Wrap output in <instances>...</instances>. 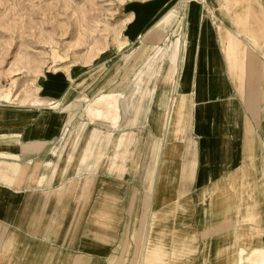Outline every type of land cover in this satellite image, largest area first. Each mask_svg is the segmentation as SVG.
Segmentation results:
<instances>
[{
  "label": "rangeland",
  "instance_id": "rangeland-1",
  "mask_svg": "<svg viewBox=\"0 0 264 264\" xmlns=\"http://www.w3.org/2000/svg\"><path fill=\"white\" fill-rule=\"evenodd\" d=\"M131 3H138V5L152 3L153 6L156 5L152 18L147 23V27H144V30L147 31L145 39L135 41L134 38L131 40L126 38L127 23L131 21L132 15V13L127 15L126 13ZM246 3L247 6H253L254 0H248V2L246 0ZM258 3L262 15L258 31L263 34L264 0H258ZM209 4L211 5L210 8H204L202 0H0V146L6 147L11 144V142H4L5 140L20 139L26 136L27 132L20 133L15 130L23 129L27 125V116L21 111L28 108H37L33 105L34 101H41L42 107L37 109H49V113L66 112L72 106V110L66 112L68 118L65 117V122L59 121L56 125L57 128L53 126L51 129L46 130L44 137L45 135L49 137L57 136L64 126L73 127L71 131L67 132L64 142L56 154L57 162L52 164L45 179L38 176L41 162L18 165L17 175L20 176L21 180L13 186L15 193H22L19 204L15 209L7 210L5 207L2 209L3 211L0 209V222L7 223V228L3 229L4 232H7V238L16 236L21 237L24 241L30 239V235L26 232L29 218L19 223L18 217L23 216L24 213L31 214V212L39 209L37 225L31 232V236L36 237L51 204L54 191L57 189L49 224L42 236L43 240H50L54 230V221L58 216L62 201L66 197L70 185L67 178L79 167L78 160L82 161L81 159H85L86 163L91 165L87 169V167H83L86 166V163L81 164V168L85 169L81 172V178L87 181L95 180V178L108 180L110 184L116 186L113 194L117 195V199L115 204L104 201L105 206L111 208L110 216L114 218L112 228L103 230L106 238L96 242L97 247H87L88 242L86 247L81 246L84 249L82 251L73 248L67 249L73 257L74 264H139L140 237L146 225L154 220L160 222L158 224L159 229H156V231L161 232L163 230L160 228L163 227L164 222L166 223L165 227H168L172 222V218L175 219L174 228L177 233L172 239L177 247L182 240L189 242L193 232L197 231L200 240L199 248L203 252L200 258L202 262L211 261L215 256L216 264H234L237 261V247L249 248L241 246L242 237H247L254 232L258 233L259 237L264 236V217H261L264 209L257 210L253 221L246 224H242L240 209L233 210V212L231 210L226 211L219 216V208L223 206L219 198V192L227 190L230 192V196L237 197L236 206L239 207L240 188L235 192L234 186L243 184L244 177H241L240 171L254 165L253 163L251 165L248 161L240 160L239 169L235 172V182L227 176H216L219 173L216 171L218 165L214 160L211 162L201 161L197 168L198 158L194 153V145L192 141H189L187 133L184 137L185 130L191 132L192 127L198 128L195 134H198L200 139V158L207 160L209 159L207 156L208 145L210 144L213 148L212 144L216 142L213 136V124H211L216 117L204 113L208 107L204 103L197 107V100L193 97L189 98L187 102L188 109H184L179 124L182 133L179 132L178 134L176 132L178 140L185 138V152L183 150L181 153L180 147L176 150L175 144H173L172 151L169 154V162H171V159L184 158L180 170L178 163L171 162L169 164L168 178L171 183L165 186L167 188L179 186V189H181L180 195L154 196L151 192L150 195L148 194V190L153 191L155 188L153 185L154 180L153 182L150 180L153 178L158 166L157 150L153 148L152 139L149 137L147 138L148 144L145 146L144 155L140 157L139 167L135 173L133 168L134 159L133 161L127 159V155L122 152L113 156L117 163L114 164V167H110L108 174H103L105 166L109 162L111 144L107 145L106 143V146L102 149L94 146L89 154L80 153L81 150L89 147L88 142L84 141L79 133L81 123L85 121L84 119L88 121L89 119L79 109L84 103L93 100L91 104H94V108L109 112L111 101L108 96L114 92L121 94L119 98V95L114 93L118 110L104 115L101 113L103 115L101 125L92 126L99 131V135L104 139H111L109 136H105L104 132L101 131L102 129L105 132L112 129L111 132H106L107 134L127 132L128 137L139 134L145 126L150 131L146 122L150 121L152 115L157 113L156 105L159 102L157 91L160 87V74L165 63V57L159 53V49L165 52V56L167 55V49L177 38L172 36L175 24L184 23L183 10L186 5V13L191 12L189 37L192 42L195 41L196 38L193 35L198 32L199 11L209 12L212 8L216 9L213 1ZM167 14L173 16L172 20L165 26L163 20L167 17ZM254 33H257V31H254ZM251 53L258 57L255 49H249L247 55H251ZM106 60H108L107 64L103 65L102 63ZM259 62H261L260 75H262L259 77L261 87L259 93H261L264 57ZM47 70L62 71L67 79L72 82L73 80L69 74L73 73L71 76L78 75L76 81L71 85V89L74 91L69 97L70 102L67 107H59L60 103L57 101L58 110L50 109L48 103L53 100H46L39 96V85H41L39 78ZM119 78L123 80L116 83ZM78 93L80 94L78 95ZM102 94L105 96L100 100H96ZM243 97V95L240 96V99L243 100ZM119 99L122 107L121 120L114 125L113 122L119 120ZM72 102H74L73 105ZM167 103L166 99L164 105ZM258 103L259 101L257 105ZM241 107L242 110L236 121L237 128L234 131L231 130V132L233 131V142H236L237 145H235L239 146L238 151L240 153L237 156L241 159L246 156L252 159L253 157H259L261 162L264 163V111L261 110L262 102L260 100L258 106L260 110L254 113H245V106ZM8 108L15 109L14 111L18 110L20 113H9L8 111L12 110ZM3 109H8V113L4 112ZM94 114L87 113L86 115L95 117ZM253 118L255 121L252 120ZM101 119L94 118V121L90 120V122L94 124ZM244 122H246L245 126L248 125V122H252L253 127H243ZM76 123L77 125L73 126ZM85 129L87 128L85 127ZM248 136L255 137L253 155L242 154L243 144ZM24 145L29 147L31 142L22 144L20 147ZM177 155L178 157H176ZM212 157L215 158V156ZM95 158L97 161L94 164ZM202 165L203 167L207 166L203 171L208 172L205 177L206 182L210 181L208 189H193L194 186L197 187L196 181L198 175L202 172ZM196 168L198 170L197 174L195 173ZM55 169L58 172L54 176ZM208 169H210V172ZM115 174H118L119 179L114 176ZM194 174L196 175L193 178ZM182 175L186 179L182 178ZM56 179L59 187L55 186ZM64 181L66 182L65 185H63ZM4 183L6 182L4 181ZM192 183L193 185H191ZM254 185L256 188H260V185L256 183ZM60 189H62L61 192ZM105 190L108 191L104 187L101 190L99 189L93 195L92 201L100 203L102 192ZM203 192L205 193L203 194ZM174 197H179L178 203H175ZM18 200L19 195L11 200L12 206H16ZM202 213L210 214L205 222L207 230L211 232L208 234V241L202 239L204 228L200 230L198 227V218ZM166 229L167 232L170 231V229ZM72 233L74 232L72 231L70 235ZM81 233L84 236L86 234L84 231ZM165 245L167 246V243ZM34 248L35 246L32 245L31 249ZM261 248L264 249V247ZM182 252L181 250L180 253ZM93 253L98 254L96 257L99 258H95L96 261L92 256ZM180 253H177L175 258H178ZM40 256H42V253H40ZM162 257L159 259V256L153 253L145 260L148 264H156V262L158 263L161 259H164ZM197 257L198 254H195L193 259H197ZM179 258L183 259L185 257L181 256ZM164 262L161 261V263Z\"/></svg>",
  "mask_w": 264,
  "mask_h": 264
},
{
  "label": "crops",
  "instance_id": "crops-1",
  "mask_svg": "<svg viewBox=\"0 0 264 264\" xmlns=\"http://www.w3.org/2000/svg\"><path fill=\"white\" fill-rule=\"evenodd\" d=\"M209 1L215 3L216 9L212 8L209 12L199 11V28L198 32L193 35L194 38H196L195 41L192 42L189 37L191 19V12H189L188 14L185 13L184 20L186 18V21L184 22L183 32L180 36L173 33L178 23L175 24L172 30V36L177 38L167 49V55L165 56V52H163L162 49H159V53L165 57V63L160 74L161 83L159 90L157 91V98H159V102L156 105L157 113L153 114L150 121L146 122L148 123L150 131H148L145 126L139 134L128 137L127 132H113L107 134L106 132H111L112 129H109L106 132L102 129L101 131L104 132L105 136H109L111 139H104L99 135V131L92 126H98L102 121L101 118L104 114L118 110L116 106L117 99H115L116 95L114 93L118 94L119 98L121 97V94L114 92L108 96L111 101V103H109V107L111 108L109 112L101 110V113H103L101 117H93L85 114L89 121L84 119L85 121L81 123L79 133L83 140L88 142L89 147L81 150L80 153L89 154L92 152L91 150L94 146L102 149L106 146V143L107 145L111 144L108 159L109 162L105 166L103 174H108L110 167H114V164L117 163L116 160L113 159V156L122 152L127 155V159L131 161L134 159L133 168L135 173L139 167L141 160L140 157L144 155L146 149L145 146L148 144L147 138L149 137L152 139L153 148L157 150L158 166L153 178L150 180L151 182L154 180L153 185L155 188L153 191L148 190V194L150 195L151 192L154 196H170L172 194L180 195L181 189H179V186L174 188H167L165 186L171 183L168 178L169 164L171 162L178 163L179 170L180 166L183 164L184 158L177 160L171 159V162H169V154L172 151L173 144H175L174 147L176 150L180 147V152L182 153L183 150L185 152V138L183 140H178L179 138L177 139L176 135V132L179 134V132L182 131L179 128L182 118L179 120L180 123L174 128L175 131L173 132V136L170 135V132L167 133V119L171 116L170 114L173 110V103L179 105L181 112L180 117H182L184 109H188L187 102L189 98L193 97L197 100L196 106L199 101L198 99H200L201 101L199 105L204 103L205 106H208L205 110L207 115L209 114L216 117L211 123L213 124V136L215 137L216 142L212 144L214 146L213 148H211L210 144L208 145L209 150L207 156L209 159L206 160L205 158H200V139L198 138V134H195L198 128L192 127L190 129L191 132L185 130L184 137L187 133L189 141L193 142L194 153L196 154V158H198V163H196L197 168L201 161L211 162L214 160L218 165V170L216 171H218L219 174L216 176H227L231 181L235 182V172L239 169L241 164L240 160L248 161L251 165L253 163L254 166H251V168H246L240 171L241 177H244L243 184L240 186H234L235 192L240 188L239 207L236 206L237 197L230 196V192L227 190L219 192V198L223 205L219 208V216L226 211L231 210L233 212V210L240 209L242 224H246L253 221L257 210L264 209V163L261 162V158L259 157H253L252 159L251 157L246 156L241 159V157L237 156V154L240 153V151H238L239 146H236V142H233L234 137H232V135L233 131L237 128L236 121L239 118L238 114L242 110L241 106H245V113H254L260 110L258 106L261 100V110L264 111V76L262 92L259 93V89L261 88L259 77L262 76L260 75L261 62L259 61L264 57V33L260 34L258 31L262 15L259 11L258 0H254L253 6H247L246 0ZM203 4L204 8H206V4L204 2ZM155 6L156 5L153 6L152 3H147V5L131 3L128 6L126 15L130 13H132V15L131 21L127 23L126 38L130 40L134 38L135 41L145 39L147 31L144 30V27H147V23L152 18L151 16L155 10ZM218 10L222 13L224 18L218 16L219 14L216 13ZM172 16L173 15L171 14H167V17L163 20V25H168L172 20ZM250 26H252V28H250ZM254 31H257V33H254ZM249 49H255L258 57L257 55L255 57L252 53V56L247 55ZM107 62L108 60L102 64L106 65ZM72 74L70 73L69 75L73 82H75L78 75L71 76ZM122 80V78H119L116 83H119ZM39 81L41 82V85H39V96L41 98L46 100L52 99L57 103V107V101L60 103L59 107L62 106L64 108L68 106L70 102L69 97L74 91L71 89L73 82L68 80L62 71L54 72L47 70L43 73V76L39 78ZM79 94L80 93H78V95ZM242 95L244 96L243 100L240 99V96ZM104 96L105 95L103 94L99 95L96 100H100ZM166 99L168 103L164 105ZM179 100L180 102H178ZM258 101L259 103L257 105ZM73 103L74 102L71 104L73 105ZM85 105L86 104L84 103L81 109H79L80 112L83 113V107ZM118 105L120 106L118 113L119 120L117 122L111 120L114 125L118 124L121 120L122 107L120 105V99ZM57 107H50V109H57ZM224 107H226L225 114L227 122L223 120ZM37 108H28L27 110L21 111V113L26 114V121L28 123L23 129L15 131L20 133L27 132L26 136L20 139L5 140L4 142H11V144L6 147L0 146L1 211H3L2 209H4V207L7 210L15 209L21 199L22 193H15L13 186V184L21 180L20 176L17 175L19 170L18 165L41 162L38 176L41 179H45L50 172L52 164L57 162L56 154L59 152L60 147L64 142L63 140L67 136V132L71 131L73 128L72 126H64L57 136L49 137L48 135H45L44 137L43 135L46 130L56 126L59 121L65 122V117L68 118L66 112L71 111L72 106L69 107L68 111L62 113H49V109L39 110ZM8 109L3 110L4 112H7ZM11 110L12 111L8 112H13L15 114L20 113L18 110ZM94 118H100L101 120H97L93 124L90 120L92 121ZM252 120L255 121L254 118ZM77 123L75 125L73 124V126H76ZM245 124L246 122H244L243 126L245 128L253 127L252 122H248V125L246 126ZM85 127L87 129H85ZM55 128H57V126ZM231 130L233 131L231 132ZM30 142L31 145L29 147L26 145L20 147V145L29 144ZM178 144H180V146H178ZM254 144L255 137L248 136L246 142L243 144V153H241L243 155H253L255 148ZM212 156H215V158ZM176 157H178V155ZM96 158L94 164L97 161ZM81 160L82 161L78 160L79 167H77V169L70 174V177L67 178L70 185L66 197L62 201L63 203L61 204L58 216L54 221V230L49 241L43 240L42 236L49 224V218L51 217L54 205L53 200L57 189L54 191L51 204L43 218V223L40 226V230L36 237H32L31 232L37 225L39 209L31 212V214L24 213L23 216L18 217L19 223L23 222L24 219L29 218L26 232L30 235L31 240L27 239L24 241L21 237L16 236L7 238V232L3 231L5 227L7 228V223L0 222V264H74L72 255L67 251L68 248L82 251L84 249L81 246L86 247L88 242L90 245L88 244L87 247H94L97 245L96 242L106 238L103 230L112 228L114 218L113 216H110L111 208L105 206L104 201L113 202L115 204L117 195L113 194V190L116 189V186L112 183L110 184V182L105 179L95 178V180L92 181L82 179L81 172L85 169L81 168V164L86 163V161L85 159ZM90 166L89 163H86V166L83 167H87L88 169ZM197 168L195 170L196 174L198 173ZM204 168H207V166H201L202 172H200L197 177V187L194 186L193 189H208V183L210 181H205L206 173L208 172L205 173L203 171ZM57 169L53 172L54 176L58 172ZM208 171L210 172V169H208ZM196 174L193 175V178ZM252 175L253 177L251 178ZM96 176L99 177L100 175ZM114 176L118 178V174H115ZM182 178L186 179L183 175ZM57 179L55 186L59 187ZM4 181L8 184L6 185ZM255 183L260 185V188H256L254 185ZM65 184L66 182L64 181L63 185ZM191 185H193V183ZM253 185L254 187H252ZM102 187L107 188L108 191L105 190L102 192L100 203L93 202V195H95L99 189L101 190ZM61 190L62 189H60V192ZM204 193L205 192H203V194ZM18 195L19 200L16 202V206H12L11 200L18 197ZM176 198L177 197H174L173 199L176 201ZM209 215V213H202L198 218L199 229L202 230L204 228V233H202V239H204V241L209 240L208 234L211 233L207 230V224L205 223L208 219L207 216ZM261 217H264V210ZM224 220L226 221L227 219ZM174 221L175 219L172 218V222L168 227H165L166 223L164 222V228H160L163 230L161 232L156 231V229H159L158 224H160L158 220H154L152 223L146 225L139 242V264H148L145 258L153 253L157 254L159 259L162 256V258H164L158 263L156 262V264H216L215 256L211 261H201L200 258L202 257L203 252L199 248L200 240L198 239L197 231L193 232L189 242L182 240L178 243L180 245L178 247L176 246L171 237V228L174 227ZM166 228H168V230L170 229V231L167 232ZM243 229L247 230L246 228ZM72 231L74 233L70 235ZM82 231L86 233L85 236L81 233ZM178 232L180 233L181 231ZM205 236L207 238H203ZM165 243H167V246H164ZM240 243L241 246H247L249 248L237 247V261H235L234 264H237L238 262V254L241 249L246 252H250L254 249H262L261 247H264V236L259 237L258 233L254 232L247 237H242ZM32 245H34L36 249H31ZM181 250L183 251L182 253H180ZM191 251L194 252L190 253ZM40 253H42V256H40ZM177 253L180 254L178 258H175ZM195 254H198L197 259H193ZM96 255L98 254L93 253L92 255L95 261V258H99L98 256L96 257ZM181 256H184L185 258H179ZM161 261L165 262L161 263Z\"/></svg>",
  "mask_w": 264,
  "mask_h": 264
},
{
  "label": "bare ground",
  "instance_id": "bare-ground-1",
  "mask_svg": "<svg viewBox=\"0 0 264 264\" xmlns=\"http://www.w3.org/2000/svg\"><path fill=\"white\" fill-rule=\"evenodd\" d=\"M202 2H204L206 4V7L210 8L211 5L209 4V0H202ZM187 11V5L186 7L184 8L183 10V17H185V13ZM217 14H219L218 16H222V13L218 10L216 11ZM215 13V14H216ZM223 17V16H222ZM224 18V17H223ZM186 21V18L184 20V22ZM183 25L184 23H178L176 29L174 30L173 33H175L176 35H181L182 32H183ZM180 38V37H178ZM85 100V99H84ZM180 102V100L178 101ZM92 101H88L87 103H85L86 105L83 107V113L84 114H87V113H95L94 116L95 117H101V110L100 109H96L94 108V104H91ZM199 101L197 103V107L199 106ZM34 107H42V102L41 101H34L33 103ZM48 105L51 107V108H55L57 107V103L56 102H49ZM175 108V109H174ZM172 112H171V116L168 117L167 119V133L170 132V135L173 136V132L175 131V127L178 125V123H180V119L182 117H180V108H179V105H176V104H172ZM225 111H226V107L223 108V120L225 122H227V117H226V114H225ZM202 113V112H201ZM204 113H206L204 111ZM101 114V115H100ZM211 120V119H210ZM169 135V136H170ZM164 143H165V140H164ZM205 143V142H204ZM164 156V155H162ZM179 197L176 198V201L175 203H178L179 202ZM177 205V204H176ZM176 229L174 227L171 228V237L173 238L175 233H176ZM237 264H264V249H254L250 252H246L245 250L241 249L239 251V254H238V262Z\"/></svg>",
  "mask_w": 264,
  "mask_h": 264
}]
</instances>
